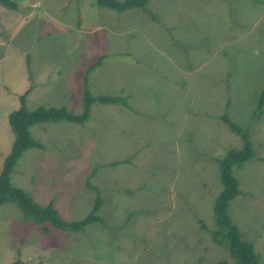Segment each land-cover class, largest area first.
<instances>
[{
  "label": "rangeland",
  "instance_id": "1",
  "mask_svg": "<svg viewBox=\"0 0 264 264\" xmlns=\"http://www.w3.org/2000/svg\"><path fill=\"white\" fill-rule=\"evenodd\" d=\"M10 1L0 2V170L24 92L29 110L81 113L84 86L125 104L94 102L82 125L30 128L44 148L22 154L11 183L67 221L83 219L99 194L105 225L44 233L4 202L0 264H235L210 234L216 157L242 145L224 113L251 123L256 158L233 168L241 194L228 214L264 264V114L252 121L264 87V0H151L152 15L96 0Z\"/></svg>",
  "mask_w": 264,
  "mask_h": 264
},
{
  "label": "trees",
  "instance_id": "2",
  "mask_svg": "<svg viewBox=\"0 0 264 264\" xmlns=\"http://www.w3.org/2000/svg\"><path fill=\"white\" fill-rule=\"evenodd\" d=\"M149 1L151 0H96V4L118 12L138 8L152 15L147 9ZM0 2L7 7L12 5L10 0H0ZM97 64L98 62L92 64L89 68H93ZM26 95L27 91L20 96V107L9 115V123L14 131L15 138L0 170V204L7 201L16 203L21 208L24 216L40 225L44 233L48 232V225L69 232H80L87 225L95 222L105 225L104 218L100 216L99 212L102 205V198L99 194L96 196L92 209L83 219L67 221L58 214L52 201H49L46 205H39L34 202L27 192L14 186L11 183L10 174L17 160L27 149L44 148V145L33 139L30 134V128L33 125L48 121H68L82 125L89 117L92 103L114 104L120 102L125 104L124 99L120 96L107 94L93 96L84 86L82 111L76 114L64 106H39L34 110H29L26 106ZM263 106L264 87L261 90L252 121L264 114ZM221 120L226 123L233 133L239 136L242 145L239 148H229L221 157H216L222 189L214 201L215 228L210 231L211 239L218 245L228 247L230 257L235 264H260L259 255L254 251L253 244L241 236L239 228L228 214L229 203L241 194L239 181L233 174V168L256 158L250 133L251 123L239 126L232 121L227 113L221 115ZM203 226L204 224L201 223V227ZM11 264H15V262ZM218 264H224V261Z\"/></svg>",
  "mask_w": 264,
  "mask_h": 264
},
{
  "label": "clouds",
  "instance_id": "3",
  "mask_svg": "<svg viewBox=\"0 0 264 264\" xmlns=\"http://www.w3.org/2000/svg\"><path fill=\"white\" fill-rule=\"evenodd\" d=\"M33 6H36L35 4Z\"/></svg>",
  "mask_w": 264,
  "mask_h": 264
},
{
  "label": "crops",
  "instance_id": "4",
  "mask_svg": "<svg viewBox=\"0 0 264 264\" xmlns=\"http://www.w3.org/2000/svg\"><path fill=\"white\" fill-rule=\"evenodd\" d=\"M32 6H33V4H32ZM264 107V106H263Z\"/></svg>",
  "mask_w": 264,
  "mask_h": 264
}]
</instances>
